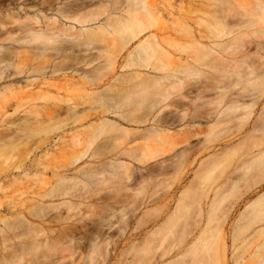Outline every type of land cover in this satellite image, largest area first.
<instances>
[{"label":"bare ground","instance_id":"6f19581e","mask_svg":"<svg viewBox=\"0 0 264 264\" xmlns=\"http://www.w3.org/2000/svg\"><path fill=\"white\" fill-rule=\"evenodd\" d=\"M180 1L0 0V121L4 122L0 139L5 142L11 133L23 136L29 154L34 143L47 145L55 130L94 120L81 132L82 139H75L82 148L62 162L41 151L26 165L23 149L3 163L4 171L9 166L21 169L26 180L47 172L50 178H40L38 190L27 201L13 197L0 201V213L11 215L0 214V264H59L57 246L75 243L117 245L138 240L128 248L134 251V264H155L160 255L153 245L166 241H176L175 252L180 254L168 264H187L189 255H198L199 264H235L238 257L230 249H237L236 243L243 242V248L264 247V227L245 239L247 230L264 223V191L238 217L235 207L242 194L225 208L224 198L204 204L194 192L171 213L166 203L144 211L138 227L127 234L141 207L167 198L168 182H163L162 192L139 195L152 186V177L166 174L174 163L178 177L185 175L181 163L203 154L212 141L208 137L222 128L235 125L238 134L248 125L253 131L244 137L248 158L221 176L223 185L234 179L241 180L246 190L264 188V102L258 104L264 95V69L255 71L264 59V0H196L188 15H181L176 4ZM247 48L257 56L245 53ZM30 58L35 61L31 66L26 64ZM58 72L79 77L63 86V96L56 91L61 85L44 79ZM91 86L94 89L87 91ZM200 88L213 89L215 96L201 100L199 91L194 100L184 101L186 90ZM254 105L262 112L247 122ZM8 109L23 114L1 119ZM211 121L209 132L203 134L201 125ZM177 126L184 128L172 133ZM136 138L143 144L117 151ZM181 145L183 151L173 156ZM10 150L6 147L5 152ZM112 152L154 164L144 175L138 174L117 157L104 161ZM88 156L108 165L113 179L109 185L115 184L108 191L100 193L106 180L97 168L73 167ZM212 165L188 185L181 199L194 185L200 187L215 168ZM31 170L35 172L30 175ZM141 176L144 180L131 187ZM72 198L97 202L99 212L81 214L79 204L70 203ZM55 199L62 201L54 203ZM104 227L119 233L104 232ZM176 227H181L180 233H170ZM222 228L231 234L224 236ZM86 254L91 263L90 252ZM251 257L253 264H264V254Z\"/></svg>","mask_w":264,"mask_h":264},{"label":"rangeland","instance_id":"374dc122","mask_svg":"<svg viewBox=\"0 0 264 264\" xmlns=\"http://www.w3.org/2000/svg\"><path fill=\"white\" fill-rule=\"evenodd\" d=\"M176 4L181 10L180 11L181 15L184 14L188 15L186 11L188 9H192L197 4V2L196 0H181L180 2H176ZM221 40L223 41L225 40V38H222ZM24 48L20 47L19 50ZM245 51H246L245 53H247L249 56H254V57L257 56V54L254 53L253 48H247L245 49ZM242 52H244V50ZM174 53L177 56L180 54L184 56L183 53H180L178 51H174ZM259 54L262 55V53ZM25 55L29 56L30 54H25ZM19 57L24 59L23 54H20ZM222 57H225V54L222 55ZM34 62L35 61H32V58H30L29 60H27L26 64L31 66L34 64ZM204 69L207 71H211L206 68ZM261 69H264V59H263L262 68L256 69L255 71L257 73H260ZM71 74L72 75L62 74L58 72L53 75H49L48 73L47 75L44 76V79L47 80L48 82H53L56 85H61L62 88H59L56 91L60 96H63L64 94L63 86L66 87L65 84L70 83L71 82L70 80L76 81L79 78L76 75V73H71ZM22 80L24 79L22 78ZM19 85L21 86L24 85V82L19 83ZM216 85L218 86V84ZM262 86L264 87V84ZM93 89L94 86H91L87 88V91ZM199 91H201V93H199L201 100H208L215 96L213 89L209 90V89L200 88L197 91L186 90L184 101L194 100ZM262 102H264L263 94L261 95L258 104L261 105ZM221 105H223V103ZM221 105L219 108H221ZM257 106L254 105L247 122L252 121L255 117L258 116L259 113L262 112L261 106H259L258 108ZM18 111L19 109L13 113L11 109H8L5 112V114L1 117V119L5 116H7V119L21 117L23 113ZM90 122H94V120L90 119L88 122L83 121L81 123H77V122L70 123L62 128L55 130V133L53 135L54 137L50 140V142L47 145H40L39 147H36V143H34L32 145L33 152L29 154H27V143L25 140H23V136L15 135L11 133L10 135H7L5 137L6 139L5 142L0 139V185L3 186L2 187L3 189L0 190V201H3L4 199H8L10 197H13L15 201H19V200L27 201V199L33 198L34 193L38 190L40 183L39 179L50 178V174L47 172L44 175L39 174L37 177H33L32 179L28 177L26 180V178L23 176L24 172H21V169H17L14 166H9L8 170L4 171L3 169L4 162H8L10 159L11 160L15 159L19 153V150H23V149H26L23 160L25 161L26 165H28L34 157L39 156V153L41 151L47 152L46 158H50V159L54 158L55 160L62 162L65 159L69 158L75 151H79L80 148H82L81 145H77L75 139L76 138L80 140L82 139L83 136H81V132H83L85 128L89 126L88 124ZM212 123L213 121L209 122L208 124L201 125L203 128L202 130L203 134L206 135V133L209 132L210 128H207V125ZM0 124H4V122L0 121ZM183 128L184 126L173 127L171 128V132L176 133L177 130ZM252 132H253L252 128L248 125L245 126L243 132L238 133L239 135L236 132L235 125H232L227 128H222L221 130H217L215 131L214 134H212L211 137L210 136L208 137L212 141L209 143L207 150L203 154L199 155L198 157H195V159L194 157H192L187 162L181 163L180 166L182 168V172L185 170L187 171L185 175L181 174L180 177H178L179 170L175 167V163H174V167H170V169L166 174L154 175L152 177L153 178L152 186H150V188L148 187L147 189H145L139 195H144L145 198L146 196L151 194L154 190L162 192L163 190H165L163 182H168L171 183V187L167 189V198L164 201L157 202L156 204L146 205V207H141L139 211L136 213V217L133 220L134 223L132 224V226L129 229H126L127 234L130 233L135 227H138L136 223L142 219V213L144 211L151 209L155 206L159 207L164 203H166V205L168 206V212L171 213L176 208L180 207L181 203L187 200V197L192 195L194 192H195V196H199L198 199H201V201H203L204 204L205 203L209 204V202L212 199L224 198V202H222V204L223 207L225 208L234 199V196L236 194H242L240 198L237 200L238 203L235 207L236 210L235 214L236 217H238V215L243 212L244 206H246L249 202H251V200H253L256 196L261 194L264 191V188L260 190L259 189L252 190L251 188H249L246 190L244 189L241 180L238 181L234 179H233V183L223 185L221 181L223 178H221V176L227 173L228 171H230L233 167L237 166L239 161L248 158V155H246V151H245L247 145L245 144L246 140L244 139V137H246L245 134H250ZM140 144H143V142L141 141L140 138H136L133 141L122 143L117 149V151L126 152L127 149L130 148L131 146H137ZM6 147L9 149L11 148L9 153L5 152ZM184 147L185 146L181 145L174 148V150L172 151L174 154L173 156H176L179 153H181ZM93 148L94 147L91 146L86 154L91 153ZM231 148L234 149L232 150ZM110 157L112 158L117 157L118 161H123L128 163L129 166L136 169L138 174L145 173V169H147V167L154 164L152 163V161H148L146 163L130 161L128 160V158H126V156L118 155V153L116 152H112L108 154L106 159H104V161H109L108 159ZM209 159H212V161H209L207 165L204 166L199 165L200 161L209 160ZM211 162L213 163L212 167L215 168L213 169L212 173L209 174L208 178L202 184H200V187H197L198 186L197 184L194 185L187 193H185L186 195L181 199L183 195V191L188 188V185L193 180L197 181V179L204 173L205 169H207V167L211 164ZM87 165L97 168V170L100 171L101 174H103V178L107 181V182L105 181V183L101 185L104 189L100 190V193L108 191L109 189H111L110 187L112 185H115V184L109 185V182L113 180L109 173V167L107 164H103L101 161H99V159H93L88 156L75 163L73 167L77 169L83 166L85 167ZM34 172H35L34 170H31L30 175L33 174ZM141 180H144L142 176L137 179L136 181L137 184L135 185L131 184V187L136 188ZM255 182L256 181L254 180L252 181V187H254ZM89 188L91 190L95 189V187H93L92 185L89 186ZM60 201H62V199H55L53 202L56 203ZM70 203L79 204V212L81 214L86 213V211H91V209H93L95 213L99 212L98 211L99 208H97L96 206L100 204H98L97 202L91 199L84 201L82 199L72 198L70 200ZM162 209H164V206L162 207ZM0 214L4 215L5 217L11 216L10 214H6L5 212H2ZM105 214L108 215L107 218L109 219V221L116 226L117 223L115 222V219L113 217H110L111 216L110 210H107ZM262 227H264V223H258L253 225L249 230L245 232V239L248 240L251 239L253 233ZM53 228L57 229V227H53ZM154 228H156V226L153 228L148 227L146 228V230H154ZM111 230L115 232L114 233L115 235L119 233V230L116 229H112V228L107 229L106 227H104L103 229L104 232H108V233L111 232ZM180 231H181V227H176V228H172L170 233L178 234L180 233ZM222 231L224 233V236L230 235L232 232V230L229 231L226 230L225 228H222ZM198 233L199 230L195 232L196 234L195 237H197ZM195 237L189 242H187L188 244L184 247V249L187 248L195 240ZM137 241L138 240H135L133 242H137ZM258 241H260V239ZM133 242L120 243L117 245L80 244V243H75L71 245L63 244L57 246L56 257L58 258L59 264H134L135 263L133 262V260H135L134 251L129 252L128 250L130 244ZM242 244L243 242H238V244L236 243L237 249H232V248L230 249L231 251L230 254L232 253L233 255L238 257L237 263L235 264H253V260L251 256L254 253H259L260 256L264 254V247H255L252 245L250 247L246 246L245 248H243ZM226 245H229L228 242L226 243ZM153 246L156 249L155 254L160 255V257L157 258L155 264H168L180 257V254H176L175 252V249L177 247L176 241H166L162 244H157V245L154 244ZM138 248L140 249L141 245L138 246ZM96 249L98 250L96 251ZM87 251L90 252V255L92 257L91 263H89L88 261L89 254H86ZM161 253L163 254L161 255ZM197 256L198 255H196L195 257H191L189 255L188 258H186L188 260L187 264H199L196 259Z\"/></svg>","mask_w":264,"mask_h":264}]
</instances>
